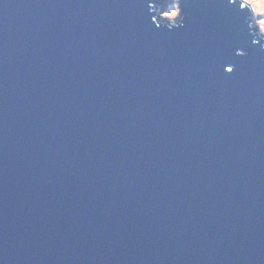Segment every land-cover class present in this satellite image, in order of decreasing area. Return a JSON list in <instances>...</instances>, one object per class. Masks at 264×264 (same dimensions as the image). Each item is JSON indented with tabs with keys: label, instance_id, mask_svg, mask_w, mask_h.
<instances>
[{
	"label": "water",
	"instance_id": "1",
	"mask_svg": "<svg viewBox=\"0 0 264 264\" xmlns=\"http://www.w3.org/2000/svg\"><path fill=\"white\" fill-rule=\"evenodd\" d=\"M166 2L0 0V264H264V29Z\"/></svg>",
	"mask_w": 264,
	"mask_h": 264
},
{
	"label": "clouds",
	"instance_id": "2",
	"mask_svg": "<svg viewBox=\"0 0 264 264\" xmlns=\"http://www.w3.org/2000/svg\"><path fill=\"white\" fill-rule=\"evenodd\" d=\"M253 7L259 12L262 8H264V0H251Z\"/></svg>",
	"mask_w": 264,
	"mask_h": 264
},
{
	"label": "snow or ice",
	"instance_id": "3",
	"mask_svg": "<svg viewBox=\"0 0 264 264\" xmlns=\"http://www.w3.org/2000/svg\"><path fill=\"white\" fill-rule=\"evenodd\" d=\"M230 2H231V3H235V0H230ZM245 4H247L248 6H252L253 11L256 10V9L253 7V4H252L251 0H249V2H247V3H245ZM245 4H244V5H245ZM259 16L264 17V8H262V9L259 11ZM241 55H245V53H241ZM228 71L231 72L232 69L229 68Z\"/></svg>",
	"mask_w": 264,
	"mask_h": 264
},
{
	"label": "rangeland",
	"instance_id": "4",
	"mask_svg": "<svg viewBox=\"0 0 264 264\" xmlns=\"http://www.w3.org/2000/svg\"><path fill=\"white\" fill-rule=\"evenodd\" d=\"M247 2H249V0H246ZM256 13V19H257V24L260 25L263 29H264V17L259 16V12H257L255 10Z\"/></svg>",
	"mask_w": 264,
	"mask_h": 264
},
{
	"label": "flooded vegetation",
	"instance_id": "5",
	"mask_svg": "<svg viewBox=\"0 0 264 264\" xmlns=\"http://www.w3.org/2000/svg\"><path fill=\"white\" fill-rule=\"evenodd\" d=\"M163 1H164L165 3H167L166 0H163ZM159 8H161V7H158V10H159Z\"/></svg>",
	"mask_w": 264,
	"mask_h": 264
},
{
	"label": "trees",
	"instance_id": "6",
	"mask_svg": "<svg viewBox=\"0 0 264 264\" xmlns=\"http://www.w3.org/2000/svg\"><path fill=\"white\" fill-rule=\"evenodd\" d=\"M166 5H167V4H166ZM166 5H165V6H166ZM165 6H164V7H165ZM164 7H163V8H164Z\"/></svg>",
	"mask_w": 264,
	"mask_h": 264
}]
</instances>
